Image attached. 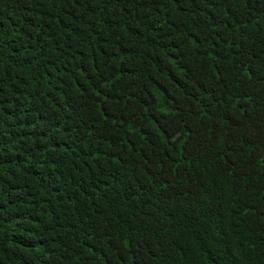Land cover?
Returning a JSON list of instances; mask_svg holds the SVG:
<instances>
[{
    "label": "trees",
    "instance_id": "trees-1",
    "mask_svg": "<svg viewBox=\"0 0 264 264\" xmlns=\"http://www.w3.org/2000/svg\"><path fill=\"white\" fill-rule=\"evenodd\" d=\"M0 264H264V0H0Z\"/></svg>",
    "mask_w": 264,
    "mask_h": 264
}]
</instances>
